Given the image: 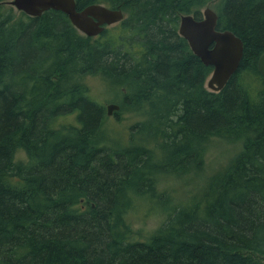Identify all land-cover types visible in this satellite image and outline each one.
Wrapping results in <instances>:
<instances>
[{"label": "trees", "instance_id": "obj_1", "mask_svg": "<svg viewBox=\"0 0 264 264\" xmlns=\"http://www.w3.org/2000/svg\"><path fill=\"white\" fill-rule=\"evenodd\" d=\"M75 1L124 17L87 37L61 11L0 0V264H264V0L214 7L243 43L219 92L178 34L213 0ZM88 77L112 92L117 121L134 118L125 136L107 130ZM214 138L241 149L173 199L161 182L199 184ZM151 208L163 219L143 235L131 214Z\"/></svg>", "mask_w": 264, "mask_h": 264}, {"label": "water", "instance_id": "obj_2", "mask_svg": "<svg viewBox=\"0 0 264 264\" xmlns=\"http://www.w3.org/2000/svg\"><path fill=\"white\" fill-rule=\"evenodd\" d=\"M10 4L25 14L38 17L48 10L61 11L67 15L73 27L87 37H95L122 19V11L103 5H89L77 10L75 0H13ZM217 14L206 8L201 20L193 16L180 19L179 35L183 37L191 51L212 72L207 79L206 88L219 92L238 69L243 55L242 41L229 31L217 30ZM258 71L264 76V53L258 60ZM118 110V106L109 105L108 114Z\"/></svg>", "mask_w": 264, "mask_h": 264}, {"label": "rangeland", "instance_id": "obj_3", "mask_svg": "<svg viewBox=\"0 0 264 264\" xmlns=\"http://www.w3.org/2000/svg\"><path fill=\"white\" fill-rule=\"evenodd\" d=\"M12 1V0H8ZM219 0H213V2L209 3L207 6L214 9L216 3ZM14 14L17 15L18 12L14 11ZM208 79V78H207ZM205 81V87H206ZM87 85L90 88V93L94 99L103 104L106 109L109 105H116L117 101L112 97V92L109 91L106 85L100 80L98 77H88L86 80ZM120 109V107H119ZM118 109V110H119ZM117 110V111H118ZM107 115V114H106ZM134 118L132 116H124L120 121H117L114 116L107 117L106 128L110 132H116L120 134L122 137L129 132V129L134 124ZM115 140V139H114ZM241 149L240 141H228V140H220L218 138L211 139L207 143L206 151L204 154V163L205 169L203 171V177L199 180V184L197 183L196 178H193V182H182V180L177 179L173 176H170L168 179L161 182L162 187L166 186L167 191L170 190V194L173 199L185 201L186 198L190 195L191 191L197 188L198 185H202L203 179L205 176L219 169L220 167L225 166L228 162H230L236 154ZM17 160L25 159L23 152H19L16 156ZM192 178V177H191ZM190 181V179H186ZM196 190V189H195ZM147 203V202H146ZM145 204V203H144ZM141 205L139 208L148 209L149 205ZM133 227L135 229L141 230L143 235H146L148 232L154 230L162 221L163 215L159 213L155 208H151L150 210H145L144 212H135L131 214Z\"/></svg>", "mask_w": 264, "mask_h": 264}, {"label": "bare ground", "instance_id": "obj_4", "mask_svg": "<svg viewBox=\"0 0 264 264\" xmlns=\"http://www.w3.org/2000/svg\"><path fill=\"white\" fill-rule=\"evenodd\" d=\"M13 1V0H12ZM10 2L11 1H9V2H7L8 4H10ZM11 6H13V8L15 9V10H17V11H20V10H18L14 5H12V4H10ZM104 6V5H103ZM206 8H210L209 6H206L203 10H202V12L206 9ZM210 9H212V8H210ZM214 10V9H213ZM20 12H23V11H20ZM24 13V12H23ZM27 15V14H26ZM188 15H190V16H193L194 17V19L195 20H201V18L200 19H197L196 17H195V15H193V14H188ZM188 15H182L181 17H183V16H188ZM29 16V15H28ZM32 17V16H31ZM123 17H124V13L122 14V19H123ZM122 19L119 21V22H121L122 21ZM181 19V18H180ZM119 22H117V23H119ZM117 23H115V24H117ZM115 24H113V25H115ZM179 24H180V22H179ZM112 26V25H111ZM106 27H109V26H106ZM106 27H105V29H106ZM104 29V30H105ZM103 30V31H104ZM217 30H219V29H217ZM219 31H227V30H219ZM230 32V31H229ZM232 33V32H231ZM101 34V33H100ZM99 34V35H100ZM178 34H179V28H178ZM233 34V33H232ZM98 36V35H97ZM238 38V37H237ZM242 45H243V43H242ZM243 56V55H242ZM260 58V57H259ZM237 71V70H236ZM234 75V74H233ZM232 75V76H233ZM231 76V77H232ZM230 77V78H231ZM209 78V77H208ZM118 109H119V106H118ZM115 111H117V110H112V112H111V114H108V106H107V114H108V116H112L113 115V112H115Z\"/></svg>", "mask_w": 264, "mask_h": 264}]
</instances>
